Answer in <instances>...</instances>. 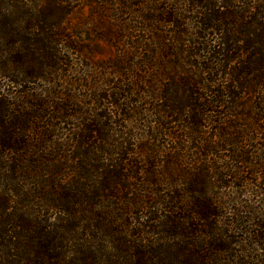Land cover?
I'll list each match as a JSON object with an SVG mask.
<instances>
[{
	"label": "trees",
	"instance_id": "trees-1",
	"mask_svg": "<svg viewBox=\"0 0 264 264\" xmlns=\"http://www.w3.org/2000/svg\"><path fill=\"white\" fill-rule=\"evenodd\" d=\"M69 1L0 0V58L6 53L0 65L11 72L6 75L10 93L0 94V218L3 215L13 218L6 220L3 234L9 235L10 245L16 252L23 251L24 256L22 263H15V251L5 258L2 254L0 258L6 262L0 264H264V216L259 218L262 214L242 206L244 211H233L236 219L226 225L224 222L228 229H218L215 226L221 218L218 203L202 198L208 194L209 184L192 181L185 192L194 196L195 201L192 206L181 208L175 192L170 199L162 196L157 186L160 182L153 172L146 177L135 161L129 162L127 156L142 161L144 155L135 149L127 150L128 140L133 137L117 131L116 127L121 126L116 118L140 119L136 113L142 98L135 84H130L131 88H127L129 84H107L116 87L94 99L91 119L80 124L67 145H58L60 153L49 150L54 146L51 129L45 130L38 124L53 128L44 122L51 104L43 103V99L21 85L30 79L40 80L36 70L55 64L54 52L63 45L64 37V31L56 26L66 15L65 5ZM93 1L83 0L85 4ZM109 1L112 0H104ZM149 3H160L164 8L156 9L154 18L141 19L137 15L140 21L133 33L148 32L150 38L142 42L144 36L138 39L132 33L130 49L134 55L146 53L148 58L140 63L156 68L167 42L170 50L195 60V64H189L197 67L193 73L198 76L196 80H185L187 95L176 101L171 94L160 92L156 70L150 73L153 79L150 84H142L141 93L150 107L147 112L154 126L150 128L148 144L151 149L163 144L159 150L150 151V164L153 158L166 155L173 163L179 158L177 152H184L186 157L181 158L186 159L188 152L183 150L188 148L195 155H202L208 164L210 159H205L212 157V149L218 148L217 142H213L217 139L233 148L223 159L214 156L218 163L227 162L219 167L225 172L223 176L233 175L236 182L240 181L242 184L235 186L237 190L254 187L264 194L261 189L264 182H260L264 176L260 181L255 178L257 172V176L264 174L259 166L252 165L256 171L250 173L238 167L251 165L241 151L253 139L250 135L264 142V0H149ZM101 9L106 10L105 6ZM50 19L58 24L50 27ZM152 22L154 27L150 25ZM157 26H166L167 30ZM127 36L125 32L120 37ZM114 46L118 48L117 44ZM65 47L75 49L71 44ZM31 53L40 54L43 62ZM200 57L204 61L197 62ZM45 60L49 62L44 63ZM13 76L16 81L9 79ZM244 103L256 113L255 125L239 124L249 117L241 113ZM134 105L137 106L131 108ZM68 111L70 105L60 104L52 112L53 117L70 118ZM235 121L238 124L231 125ZM212 125L226 127L213 128L215 135L206 132ZM165 146L167 150L162 151ZM129 164L131 172L127 173L125 167ZM209 167V171L214 168L213 164ZM243 174L250 178L242 177ZM133 181L134 184L129 183ZM131 187L137 197L129 200L128 208L144 215L141 223L127 224L130 235L125 238L117 230L123 226L117 220L118 212L105 202L119 200L118 195L126 192L133 195ZM148 187L153 188L151 193ZM24 204L31 207L30 216L24 214ZM16 212L19 220H15ZM123 213L129 215L126 210ZM218 224L221 225L219 221ZM75 230L84 237V248L77 252V259L62 263L61 245L67 243L66 233ZM235 234L240 237L234 238Z\"/></svg>",
	"mask_w": 264,
	"mask_h": 264
},
{
	"label": "rangeland",
	"instance_id": "rangeland-1",
	"mask_svg": "<svg viewBox=\"0 0 264 264\" xmlns=\"http://www.w3.org/2000/svg\"><path fill=\"white\" fill-rule=\"evenodd\" d=\"M165 4L168 5V3ZM65 6L66 9L64 12L66 15L62 17V22L58 24L53 21L54 19H50L49 24L50 27L51 25L58 24L56 28L64 31V37H61L62 39L60 38L64 46H59L54 52L55 64H46L42 70H36V75L40 80L30 79L29 82H24L21 85L25 90H28L30 94L35 95L36 98L43 99V103L48 102L51 104V107L46 109L47 114H45L46 118L44 122L47 123V127L53 128H46V125L43 123L38 124L39 127L44 126L45 130L51 129L50 134L53 136L52 141L54 142V146H51L49 150L53 151L52 149H54V153L58 152V145L62 143L67 145L73 134L77 132L76 129L80 127V124L86 119H91L89 113L92 110L91 103L94 102V99L97 98V96H105L113 87H116L115 85L110 88L106 86L107 84H129L127 88H131L130 84H135L138 94L141 95L142 101L140 105H134L131 106V108L134 109L137 106L136 116L140 117V119L135 120L130 118L128 121H122V119L116 118V122L121 126L118 128L116 127L117 131L122 130L129 138L133 137V139L128 140L127 150L129 152H134L135 149L139 151L140 154L144 155V159L142 160L144 161L143 163L141 160H134V157L127 156L129 162L135 161L136 167L139 169L141 168L142 174H147L146 177L153 172L156 176L155 179L160 182L157 186L161 190L162 196L166 199H170L171 196L176 195V202H180L178 207L181 208L192 206L195 201L194 196L188 195V193L185 192L187 189H190L188 185H190L192 181H202L209 184L208 194L202 198L206 201L208 199L211 201L215 200L218 203L217 212L221 216V218L218 219L221 225L218 224V221L215 224L218 229L226 228L224 222L226 225L231 219H236V217L232 215L233 211L234 213L236 210L244 211L242 206L243 208L247 206L248 211L253 210L262 214V217L259 218H263V191L256 190L254 187L237 190L235 186L241 185L242 183H240V181L236 182L233 179V175H230V177L223 176L225 172L219 169L221 163L227 165V162L219 161L218 163L217 159L219 157L223 159L224 156H228L229 151L233 149L226 147L222 141H216L217 139L213 140V142H217L218 148L212 149V157L208 158L207 156L205 159L206 161L210 159L208 164L203 161L204 158L201 157L202 155H195V152L191 151L190 148L183 150L188 152L187 160L181 158L182 155L186 157L184 152H177L179 158L173 163L168 161L170 159L168 155L158 159L153 158L152 165L148 160L150 151L156 150V148L163 146V144L160 143V146H158V144L155 145V149H151L148 144V134H150V128L154 126L152 125L153 119L152 117L150 118V112H147V109L150 107L145 103L147 102L146 98L144 94L141 93L143 91L142 84H150L148 83L150 82L149 80H153L151 79L152 76L150 73L156 70L160 78L159 83H157L160 92L171 94V97H174L176 101L177 99L181 100L187 95V92L184 90L186 88L184 84L188 82H185V80L187 78L196 80L195 77H198L194 76L197 67H190L189 64H195V60L188 56L180 55L177 50H170L168 46L170 43H164L163 46L167 47L159 54L156 68H148L147 65H142L140 63L148 58L146 53L143 52L141 55H134V52L130 49V44H132L133 41V29L137 25L136 22L139 20L137 15H139L141 19L154 18L156 17L155 10L164 8L163 5L160 3L151 5L149 0H120V2L112 0L108 3H105L104 0H95L93 3L88 4H85L83 0H70ZM104 6L106 10L101 9L104 8ZM218 12L224 13L226 11L219 10ZM145 25L148 27L149 23L145 22ZM150 25H153L152 27L155 26L153 22L150 23ZM157 27L163 31L167 30L166 26ZM125 32L128 34L127 38H121L120 36L124 35ZM133 36L138 39L144 36L145 39L143 38L142 42L146 39L148 41L150 38L148 32L142 33V35L135 32ZM161 36L163 37L164 35ZM167 36L169 35H166V37ZM67 44H71L75 49L68 50L65 47ZM115 44H117V49H115ZM32 55L37 61L43 62L40 54L36 53ZM5 59L6 53L4 52L1 55L0 64H2L1 62ZM199 61L202 62L204 59L200 57L197 59V62ZM48 62L49 60L44 61V63ZM60 62L62 64H60ZM56 64L58 65L56 66ZM8 74L10 75L11 72L3 69L0 65V94L2 95H9L7 92L11 90L9 88L10 83L8 78H6ZM9 79L16 81L14 76ZM15 88L19 90L16 85ZM130 99H133V97H130ZM60 104L70 105V111L67 112L71 115L70 118L63 120L54 119L53 116L55 115L53 113ZM240 104H242V101H240ZM240 110L242 114L246 113L249 117L243 118L242 120L245 121H240L239 124L248 126L256 124V113L250 109V106L244 103ZM86 114L89 116H86ZM105 114L109 115L108 112H105ZM237 124L238 121L231 123V125ZM216 126H219V129L226 127L220 125ZM216 126H210L206 129V132L217 135V132L213 129ZM169 127L171 126H168V128ZM250 137L253 139L248 141L246 144L247 146L242 147L241 151L246 153L244 157L251 162V165L248 167L238 165V167L250 173L251 171H256L251 168L252 165H258L262 173H264V142L259 140V137L254 134L250 135ZM133 144L136 148L132 146ZM204 145L206 146V144ZM167 148L168 146H165L162 147L161 150L164 151L167 150ZM68 149L69 151L72 150L71 148ZM157 150H159V148ZM214 156L217 157V159H215ZM194 159L196 160L195 162H193ZM212 160L215 163H211ZM210 164L214 166L211 171H209ZM128 167H125V169L128 170L127 173H130V164ZM257 175L255 177L257 181H260L264 176V174H262V176ZM242 177L250 178L248 174H243ZM260 182H264V179ZM129 183L134 184L135 181ZM221 185L224 187L220 188ZM121 189L124 190L123 188ZM133 189L134 187L129 189L133 195L130 193L128 194L124 190L126 194L118 195L119 200H109L105 202L106 206L110 208L113 206L112 210L118 212L117 220L123 226L122 228L118 227L117 230L122 234L120 236L125 238H128L130 235L127 224L134 225L137 222L141 223L144 215V212L138 210L134 211V209L128 208L129 200L133 196L137 197V195H135L137 192H133ZM148 189L149 193L153 190V188L150 189V187H148ZM261 189L264 190V188ZM174 192L176 194L171 195V193L174 194ZM34 204L35 203H30L29 205ZM29 205L24 204V214L26 213L28 216L33 213ZM26 206H28V209H26ZM124 210H126L129 215H125V213H123ZM3 216L4 217L0 218V257L4 254L2 258H5L7 254H12V251H15L13 254H16V258H13V261L15 263H22L24 256L21 252L23 251H19L20 249H18V252H16L17 249L12 246V243L10 245L7 239L9 235L3 234V230L6 229L4 227L6 220L12 221L13 218L5 215ZM15 218V220H19V212H16ZM20 218L23 217L20 216ZM30 218L33 217L31 216ZM233 237L238 238L240 236L235 234ZM233 237L232 240L234 241L235 239ZM83 238L79 230L66 233L67 243L61 245L62 255L60 261H62V263L78 258L77 252H82L84 248ZM30 253L32 252L30 251ZM96 255H98V253ZM7 257L10 258L9 256ZM221 258L225 259V257ZM99 259L104 260L102 258ZM0 261L6 262L1 258Z\"/></svg>",
	"mask_w": 264,
	"mask_h": 264
}]
</instances>
